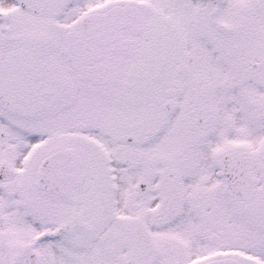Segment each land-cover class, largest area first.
<instances>
[{"label": "snow or ice", "instance_id": "obj_1", "mask_svg": "<svg viewBox=\"0 0 264 264\" xmlns=\"http://www.w3.org/2000/svg\"><path fill=\"white\" fill-rule=\"evenodd\" d=\"M0 264H264V0H0Z\"/></svg>", "mask_w": 264, "mask_h": 264}]
</instances>
